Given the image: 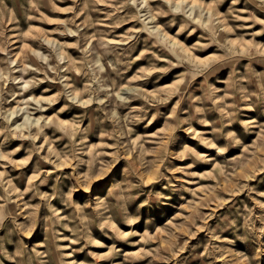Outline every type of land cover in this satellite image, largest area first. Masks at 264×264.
Segmentation results:
<instances>
[{
    "label": "rangeland",
    "instance_id": "obj_1",
    "mask_svg": "<svg viewBox=\"0 0 264 264\" xmlns=\"http://www.w3.org/2000/svg\"><path fill=\"white\" fill-rule=\"evenodd\" d=\"M0 264H264V0H0Z\"/></svg>",
    "mask_w": 264,
    "mask_h": 264
}]
</instances>
